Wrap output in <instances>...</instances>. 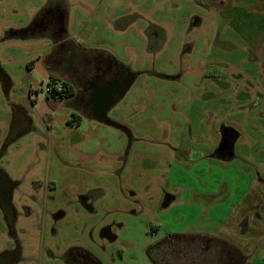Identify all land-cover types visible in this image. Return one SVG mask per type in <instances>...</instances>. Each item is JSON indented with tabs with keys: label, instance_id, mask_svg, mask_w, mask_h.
I'll return each mask as SVG.
<instances>
[{
	"label": "rangeland",
	"instance_id": "rangeland-1",
	"mask_svg": "<svg viewBox=\"0 0 264 264\" xmlns=\"http://www.w3.org/2000/svg\"><path fill=\"white\" fill-rule=\"evenodd\" d=\"M51 2L76 50L125 65L133 78L105 121L79 117L45 95L43 61L58 50L51 40L0 41L13 82L8 98L0 87V150L9 101L34 126L0 156L21 181L15 198L37 197L35 230L18 231L35 239L24 249L34 253L28 264H65L69 246L95 264H151L146 248L166 234L219 236L249 251L252 229L220 224L264 178V0H0V35L24 29ZM149 27L162 35L151 47ZM223 128L236 134L231 152L209 157ZM166 194L177 201L164 209ZM104 226L114 241L102 239ZM6 239L0 222V245Z\"/></svg>",
	"mask_w": 264,
	"mask_h": 264
},
{
	"label": "flooded vegetation",
	"instance_id": "flooded-vegetation-1",
	"mask_svg": "<svg viewBox=\"0 0 264 264\" xmlns=\"http://www.w3.org/2000/svg\"><path fill=\"white\" fill-rule=\"evenodd\" d=\"M64 16V12L59 6L51 2L47 7L45 5L37 14L33 15L29 23L23 27L24 29L4 31L0 35V41L19 39L20 36L27 39L42 37L44 40H51L52 47L58 48V50L56 55L47 59L45 57L43 61L48 73L47 76L50 79L47 87H45L46 97H51L54 90L61 91V82H63V96L56 99L60 100L72 110L73 114L76 113L79 117L81 115L87 119L105 121V113L113 103L122 97L133 78V73L125 65L99 58L92 55L91 52L76 50L70 43V39L66 37V31L62 27ZM146 33L150 47L162 39L161 32L156 28L149 27ZM0 87L3 94L8 98L9 92L13 88V82L1 67ZM106 99H108L107 102L104 101ZM102 102L105 104H103V110H100ZM8 105L11 111L9 133L2 139L3 145L0 156L3 154L2 149L7 148L22 134L34 129L30 114L22 106L15 100L9 101ZM220 132V142L213 149V154L208 156L219 155L226 159L223 155L231 152L236 134L229 128H223ZM257 178V182L261 183V188L264 190V178L260 175H257ZM20 185V180H12L6 171L0 167V222L4 226L7 238L6 244L0 245V264H28L32 262L34 257V253H32L33 255L28 254L29 252L24 253L25 247L29 246V241H35L34 237H20L18 231L19 229L26 230V232L35 230L36 223L40 219L38 209L33 206V203H37L35 202L37 197L33 196V199L30 197L29 203L19 200V198L16 199L15 194ZM257 188H259L258 184L251 181L249 193L252 194ZM166 195L168 204L163 207L164 209L170 205V201L171 203L174 200L177 201L175 195ZM79 204L89 211L93 210L90 199L86 196L81 197ZM63 215V212H58L52 217L54 221H58ZM29 219L32 220L28 222ZM257 222L263 223L260 205L251 197L246 198L244 195V198L236 206L233 223L241 233L248 234V230L252 229L250 236L254 243L249 251H245L242 246L223 237L202 233H184L196 236L190 241L179 240L176 237L179 234H166L148 247L154 246L151 247V254L154 259L156 258L157 264H162V262L165 264H249L259 244L264 243V235L255 232ZM101 237L109 242L116 239L111 228L106 226L101 231ZM64 253L65 256L62 257V260L65 264L96 263L89 252H82L77 246L67 247ZM158 253L160 256H157ZM150 263L153 264L151 261Z\"/></svg>",
	"mask_w": 264,
	"mask_h": 264
},
{
	"label": "crops",
	"instance_id": "crops-1",
	"mask_svg": "<svg viewBox=\"0 0 264 264\" xmlns=\"http://www.w3.org/2000/svg\"><path fill=\"white\" fill-rule=\"evenodd\" d=\"M245 196L246 198L251 197L253 201L258 202L260 205V212L263 217V223L257 222L256 224L257 228L255 232H257L258 234L264 235V190L262 188H257L254 190L252 194H250L249 192H246ZM234 219H235V213H233L231 217H227L226 219H224L220 225L222 226L226 222H229V223L231 222L232 224L234 222ZM252 259L253 261L264 259V243L259 244V246L257 247V251Z\"/></svg>",
	"mask_w": 264,
	"mask_h": 264
},
{
	"label": "trees",
	"instance_id": "trees-1",
	"mask_svg": "<svg viewBox=\"0 0 264 264\" xmlns=\"http://www.w3.org/2000/svg\"><path fill=\"white\" fill-rule=\"evenodd\" d=\"M60 82V81H59ZM61 87H62V90L61 91H57V90H54L53 94H51V97L56 99V98H60L63 96V93H64V84L63 82H61ZM176 237H178L179 240H187V241H190V239L192 238H195L196 236H193V235H188V234H179V235H176ZM151 247H154V246H151ZM151 247H148L147 250H146V254L149 258V260L153 263V264H157L153 255L151 254V251H152V248Z\"/></svg>",
	"mask_w": 264,
	"mask_h": 264
},
{
	"label": "water",
	"instance_id": "water-1",
	"mask_svg": "<svg viewBox=\"0 0 264 264\" xmlns=\"http://www.w3.org/2000/svg\"><path fill=\"white\" fill-rule=\"evenodd\" d=\"M105 102H107L108 101V99H106V100H104ZM105 102H102L101 103V105H100V110H103L102 108H103V104H105ZM101 112V111H100ZM166 204H167V202L163 205V206H166Z\"/></svg>",
	"mask_w": 264,
	"mask_h": 264
}]
</instances>
